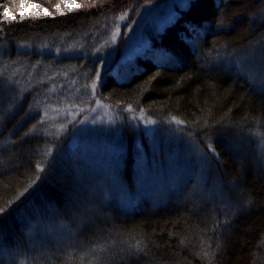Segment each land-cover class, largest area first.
Returning <instances> with one entry per match:
<instances>
[{
  "label": "trees",
  "instance_id": "1",
  "mask_svg": "<svg viewBox=\"0 0 264 264\" xmlns=\"http://www.w3.org/2000/svg\"><path fill=\"white\" fill-rule=\"evenodd\" d=\"M12 1L0 0V13L12 8ZM158 1L92 0L63 17L10 23L0 18V78L1 63L17 65L10 70L75 68L89 88L99 72L95 98L123 122L125 151L118 168L129 194H137L140 139L146 163L153 166L150 137L130 123L132 114L142 109L160 126L161 138L172 134L182 145L190 141L195 153L190 163L180 157L187 174L178 187L161 194L163 200L142 197L127 209L109 198L103 205L79 190L87 181H77L72 160L62 155L75 124L64 136L40 129L45 111L35 109L34 102L59 77L50 74L42 78H50L46 85L32 83L7 95L1 80L0 207L6 211L0 214V264H264V157H257L264 139V83L250 73L248 62L237 63L246 50L264 49V0H191L162 31L149 32L144 50L121 67L119 39L105 66L106 55L96 45L111 44L117 28L124 40L140 9ZM75 45V51L68 48ZM48 104L56 105L52 99ZM130 104L134 111H125ZM242 140L249 144L240 154ZM166 155L162 147L160 164H167ZM197 156L206 162L203 183L195 174ZM37 164L46 165L44 172H37ZM32 180V188L19 196ZM48 225L52 231L61 225L70 229L78 246L64 244L70 236L44 244L40 231Z\"/></svg>",
  "mask_w": 264,
  "mask_h": 264
},
{
  "label": "rangeland",
  "instance_id": "2",
  "mask_svg": "<svg viewBox=\"0 0 264 264\" xmlns=\"http://www.w3.org/2000/svg\"><path fill=\"white\" fill-rule=\"evenodd\" d=\"M43 1L44 3L35 0H23L24 18L21 19V0H13L12 3H10L12 8H5L6 10H3V8L0 13V18L9 21L8 23H10L13 21H30L31 19H37V13H40L39 18L63 17L74 11L78 12L84 10L88 6V2L92 0H75L71 5V11L64 6L63 0H42V2ZM190 1L191 0H161L141 8L137 13L135 20L132 22V25L127 28L124 40L123 33L121 34L119 30L116 40H111V44L109 41H103L101 46L96 43L100 52L106 55L105 57L107 58V61L105 66H108L111 60H113L115 54L114 47L119 39L123 44L119 54L120 61H114L117 63L120 62L118 66L121 67V64L133 60L139 52L144 50L149 43V32L153 30L162 31L167 25L175 20L181 9H184L189 5ZM33 4H39L40 7L33 8ZM58 4L64 15L55 11V7ZM75 4H80L81 7L77 8L75 7ZM45 8L52 13L51 16L43 14ZM5 11H8L9 13L7 17L3 16ZM77 46L78 45L69 46L68 48L71 51H75ZM25 48L26 47H23V49ZM98 49L95 51H99ZM254 49L255 48H250L246 50L244 53H249L241 56L242 58L237 59V63L247 64L248 62L252 67L248 68L250 73L259 76L258 78H261L264 83V49H261V51ZM69 55L75 56L77 54L72 52ZM15 67H17V65L12 66L7 63L3 65V63H1V72L3 76L0 78V86L3 82V89L6 90L4 91L5 95H7L6 92L8 94L16 93L18 90L21 92L24 87L28 88V85L32 83L38 87L41 83L46 85L50 78L48 81H44L42 78L50 77V74H56L55 77H59L56 85L54 83L53 87L50 88L51 90L48 87H45L44 93L45 95L47 94V96L45 97V95H42L39 100L36 99L34 107L35 109L37 108L38 111L40 110L41 113L45 111L41 126L42 128L40 129L46 135L52 136L55 134L56 136H64L68 132L67 130L75 124L74 127L71 128L70 139L66 145L67 149L62 152V155L66 158L69 157L72 160L70 161L71 170L78 178L77 181L80 182L81 185L83 184L80 178H85L84 181H87L86 185L84 184L82 187L80 186L79 190L82 192L97 201H101L103 205L106 204V201L109 200V198H113L125 208L131 209L139 204L142 197H151L156 201L163 200L161 194L168 189L178 187L183 176H186L185 174L187 173L183 170L184 167L178 160H181L180 157H184L187 163L192 162L191 156H194L195 154L193 152L192 143L186 140V143L182 145L181 138L174 139L172 134L161 138V134H158L159 131H157L160 126H158L157 123L149 125L146 123V119H140L139 115L132 114L130 116L132 119L130 123L133 124L134 127H139L140 131L144 130L150 137L148 143L150 148L152 147L151 151H153V155L151 156L153 166L148 167L146 163V159L144 158L146 146L140 139L137 144L142 151V156L138 157L137 165L135 166V190L137 194H129L120 179L119 173V168L121 167L119 163H122L121 158L125 151L122 132L123 122L115 116L110 106L101 103L102 105H105V107H101L96 104L95 101L97 99L91 88L93 83L88 88L85 84V78L80 73L75 72V68H70L66 71L61 69H58L60 71H57L53 68L38 71V65L30 67L29 65H23L15 70H10ZM258 69L260 72H258ZM254 70L258 73H255ZM39 73L42 75L39 76ZM120 78L121 76H119V79ZM24 81H27L28 83L25 84L26 82L24 83ZM52 81L56 82V79H53ZM97 81L98 79L95 82L97 83ZM61 88H63L62 91L60 90ZM91 97L92 99L95 98L92 107L89 105L92 100ZM14 98H17V95L11 96V102L16 100ZM50 99L54 100L56 105H52L51 107L48 104ZM76 101L78 103H76ZM66 120L67 122H65ZM61 125L64 126L62 130ZM177 126L181 129L184 128V124ZM156 135L158 136L157 138H155ZM242 143H245V145L237 148V151L240 154L248 151L246 147L249 143L245 140H242ZM162 147L164 152L167 153L165 156L167 164L165 165L160 164V161L158 162L159 152L162 151ZM167 149H173V152L169 153ZM208 150L210 153L214 154V148L211 143L208 144ZM257 151L259 153H257L258 158L264 157V139L259 140ZM204 160L205 158H202L201 156L194 157L193 159L194 163L198 162L199 164L200 172L195 174L201 183L205 182L207 178L203 174L206 169L204 166L206 162ZM218 185L219 184L215 183L216 187H214V190L218 189ZM81 211L84 213L85 209L82 208ZM77 219L80 220L81 218L77 216ZM61 236L63 237L61 238ZM68 236L71 238L64 244L74 247L78 246L75 235L73 238L72 231H70V229L68 231L63 225L57 227L54 231H52V226L50 227L48 225L41 228L40 231V238L44 244H52L61 241V239H65V237ZM48 237H51V239H48ZM17 254L18 253H16L15 256ZM18 264H27V262L25 260H19Z\"/></svg>",
  "mask_w": 264,
  "mask_h": 264
},
{
  "label": "snow or ice",
  "instance_id": "3",
  "mask_svg": "<svg viewBox=\"0 0 264 264\" xmlns=\"http://www.w3.org/2000/svg\"><path fill=\"white\" fill-rule=\"evenodd\" d=\"M74 2H75V0H63L64 6L67 7L69 11L72 10V6H71V5H72ZM23 7H24L23 0H21V13H20V15H21V19L24 18V16H23ZM32 7H33V8H39L40 5H39V4H33ZM75 7L79 8V7H81V5H80V4H75ZM55 11L58 12V13H60L61 15H64V13L61 12V10H60V5H59V4L56 5V7H55ZM8 14H9L8 11H5V12L3 13V16L7 17ZM43 14H45V15H49V16L52 15V13L49 12L47 8H45V9L43 10ZM39 17H40V13H37V14H36V18L39 19ZM119 20H120V21H124V20H125V16H124L123 14L120 15V16H119ZM118 33H119V28H117V29H116V32H114V33L112 34V37H111V40H112V41H115V40H116ZM99 75H100L99 72H97V73H96L97 79H99ZM97 87H98L97 83L93 82V84L91 85V88H92L93 93L96 92ZM0 91H2V88H0ZM95 102H96V104L100 105L101 107H105V105H102V104H101L100 100H96ZM93 110H94V109H93ZM125 111H127V112H133L134 109H133L132 105L130 104V105L127 106V108L125 109ZM139 117H140V119H146V117H145V113H144V111H143L142 109H141L140 112H139ZM171 122L175 123L176 125H182V124H183V121L177 119L176 117H172V118H171ZM41 123H43V121H41ZM146 123L149 124V125H154V124H156V121H155V120H152V119H146ZM205 126H207V121H205ZM63 127H64V126L61 125V130L63 129ZM45 166H46V165L42 166L41 164H37V165H36V170H37V172H38V173L44 172V170H45ZM35 179H39V176H37ZM33 183H35V180L30 181L29 184L27 185V187L24 189V192L19 193V196H23L24 193L28 192V190H29L30 188H32ZM17 198H19V197H17ZM10 203H11V202H10ZM5 211H6V209H5L4 207H0V214H3Z\"/></svg>",
  "mask_w": 264,
  "mask_h": 264
},
{
  "label": "bare ground",
  "instance_id": "4",
  "mask_svg": "<svg viewBox=\"0 0 264 264\" xmlns=\"http://www.w3.org/2000/svg\"><path fill=\"white\" fill-rule=\"evenodd\" d=\"M219 117V116H218ZM221 118V117H220ZM216 123V122H215ZM219 124V123H218ZM260 132V131H259ZM262 133H263V131H262ZM62 143V142H61ZM253 144V143H252ZM239 159V158H238ZM86 183V182H85ZM244 195V194H243Z\"/></svg>",
  "mask_w": 264,
  "mask_h": 264
}]
</instances>
